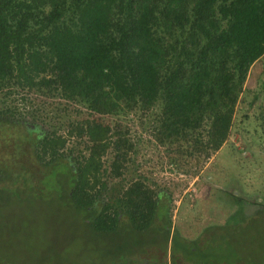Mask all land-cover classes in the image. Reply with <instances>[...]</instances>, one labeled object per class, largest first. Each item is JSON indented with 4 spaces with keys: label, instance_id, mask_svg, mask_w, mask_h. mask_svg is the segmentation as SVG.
<instances>
[{
    "label": "trees",
    "instance_id": "obj_1",
    "mask_svg": "<svg viewBox=\"0 0 264 264\" xmlns=\"http://www.w3.org/2000/svg\"><path fill=\"white\" fill-rule=\"evenodd\" d=\"M263 56L264 0H0V194L52 191L98 238L157 225L169 242L171 197L131 168L116 118L150 112L158 144L208 161ZM226 195L220 231L264 216Z\"/></svg>",
    "mask_w": 264,
    "mask_h": 264
},
{
    "label": "rangeland",
    "instance_id": "obj_2",
    "mask_svg": "<svg viewBox=\"0 0 264 264\" xmlns=\"http://www.w3.org/2000/svg\"><path fill=\"white\" fill-rule=\"evenodd\" d=\"M262 113L264 56L250 70L228 140L208 161L158 144L150 112L116 118L134 145L131 168L171 197L169 242L157 225L145 234L123 228L98 238L52 191L45 197L21 189L0 194V257L15 264H264L263 215L237 229L219 225L235 209L228 191L264 198Z\"/></svg>",
    "mask_w": 264,
    "mask_h": 264
}]
</instances>
